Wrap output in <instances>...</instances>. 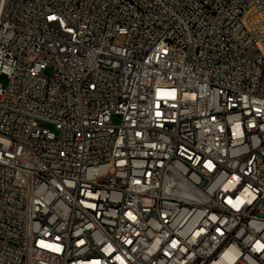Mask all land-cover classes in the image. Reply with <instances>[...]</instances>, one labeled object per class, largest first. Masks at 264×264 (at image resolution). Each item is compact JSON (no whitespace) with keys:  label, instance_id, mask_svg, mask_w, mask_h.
<instances>
[{"label":"built area","instance_id":"1","mask_svg":"<svg viewBox=\"0 0 264 264\" xmlns=\"http://www.w3.org/2000/svg\"><path fill=\"white\" fill-rule=\"evenodd\" d=\"M1 74L0 264H264V0H0Z\"/></svg>","mask_w":264,"mask_h":264},{"label":"rangeland","instance_id":"2","mask_svg":"<svg viewBox=\"0 0 264 264\" xmlns=\"http://www.w3.org/2000/svg\"><path fill=\"white\" fill-rule=\"evenodd\" d=\"M114 43L116 45H123V40H116V41H114ZM47 73H49V72H47ZM7 83H8V77L6 75H2L1 74L0 75V85L3 86V87H6ZM119 121H120V119L118 117H114L113 118V123L114 124H118ZM41 126L42 127H47L49 129L51 128V127H49V126H47L45 124H41ZM263 204H264V201H263ZM259 216L262 217V218H264V213L263 214H260Z\"/></svg>","mask_w":264,"mask_h":264},{"label":"bare ground","instance_id":"3","mask_svg":"<svg viewBox=\"0 0 264 264\" xmlns=\"http://www.w3.org/2000/svg\"><path fill=\"white\" fill-rule=\"evenodd\" d=\"M168 94H171V92H170V93H168ZM215 264H223V262H222V261H220V262H218V263H215Z\"/></svg>","mask_w":264,"mask_h":264}]
</instances>
